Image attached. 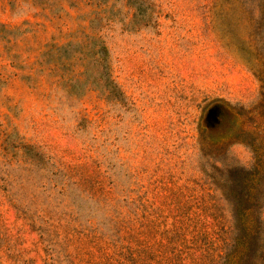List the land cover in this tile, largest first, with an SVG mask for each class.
Wrapping results in <instances>:
<instances>
[{
    "label": "rangeland",
    "instance_id": "obj_1",
    "mask_svg": "<svg viewBox=\"0 0 264 264\" xmlns=\"http://www.w3.org/2000/svg\"><path fill=\"white\" fill-rule=\"evenodd\" d=\"M0 264H264V0H0Z\"/></svg>",
    "mask_w": 264,
    "mask_h": 264
}]
</instances>
